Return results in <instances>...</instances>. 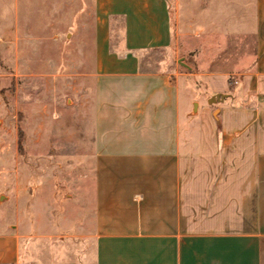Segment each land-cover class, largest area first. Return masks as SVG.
<instances>
[{
    "label": "crops",
    "instance_id": "crops-1",
    "mask_svg": "<svg viewBox=\"0 0 264 264\" xmlns=\"http://www.w3.org/2000/svg\"><path fill=\"white\" fill-rule=\"evenodd\" d=\"M251 2L240 56H222L224 30L201 18L206 4L183 17L202 22L191 35L183 27L185 43L215 45L192 73L175 63L168 0H94L70 241L41 246L64 231L59 198L58 209L0 225V264H264V0Z\"/></svg>",
    "mask_w": 264,
    "mask_h": 264
},
{
    "label": "rangeland",
    "instance_id": "rangeland-1",
    "mask_svg": "<svg viewBox=\"0 0 264 264\" xmlns=\"http://www.w3.org/2000/svg\"><path fill=\"white\" fill-rule=\"evenodd\" d=\"M168 1L175 63L183 71L197 72L199 52L215 50L211 43L187 44L184 39L190 36L181 35L185 26L187 34L199 31L202 22L182 20L197 15L205 4L201 18L216 21L224 30L222 56L250 50L251 0ZM93 3L0 0V225L19 222L23 213L32 220L35 212L62 205L68 215L64 231L41 246L65 238L69 242L71 237L63 233L69 234L70 214L80 208L77 180L86 171L77 166L86 164L87 155L77 152L81 142L71 135L90 127Z\"/></svg>",
    "mask_w": 264,
    "mask_h": 264
},
{
    "label": "water",
    "instance_id": "water-1",
    "mask_svg": "<svg viewBox=\"0 0 264 264\" xmlns=\"http://www.w3.org/2000/svg\"><path fill=\"white\" fill-rule=\"evenodd\" d=\"M215 98H217V99H218V96H216ZM213 101H215V99H213Z\"/></svg>",
    "mask_w": 264,
    "mask_h": 264
}]
</instances>
